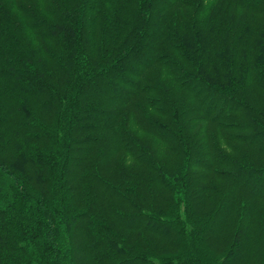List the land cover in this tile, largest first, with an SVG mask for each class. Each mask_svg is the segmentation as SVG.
Instances as JSON below:
<instances>
[{
  "label": "trees",
  "instance_id": "obj_1",
  "mask_svg": "<svg viewBox=\"0 0 264 264\" xmlns=\"http://www.w3.org/2000/svg\"><path fill=\"white\" fill-rule=\"evenodd\" d=\"M0 264H264V0H0Z\"/></svg>",
  "mask_w": 264,
  "mask_h": 264
}]
</instances>
